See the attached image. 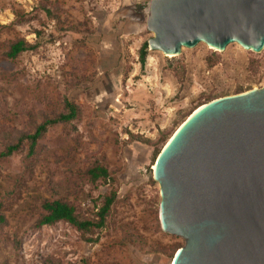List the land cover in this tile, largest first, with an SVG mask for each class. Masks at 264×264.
I'll use <instances>...</instances> for the list:
<instances>
[{"label":"rangeland","instance_id":"obj_1","mask_svg":"<svg viewBox=\"0 0 264 264\" xmlns=\"http://www.w3.org/2000/svg\"><path fill=\"white\" fill-rule=\"evenodd\" d=\"M148 2L0 0V151L18 142L0 158V264H169L183 244L159 227L156 152L206 99L262 86L264 45L146 47L140 65ZM17 40L25 49L10 58ZM64 101L75 116L47 125L28 153L26 136ZM94 165L107 177L92 181ZM112 193L101 227L36 225L53 199L95 222Z\"/></svg>","mask_w":264,"mask_h":264},{"label":"water","instance_id":"obj_2","mask_svg":"<svg viewBox=\"0 0 264 264\" xmlns=\"http://www.w3.org/2000/svg\"><path fill=\"white\" fill-rule=\"evenodd\" d=\"M145 26L166 55L197 42L258 52L264 0H149ZM151 171L159 227L183 239L169 264H264V84L197 105Z\"/></svg>","mask_w":264,"mask_h":264},{"label":"trees","instance_id":"obj_3","mask_svg":"<svg viewBox=\"0 0 264 264\" xmlns=\"http://www.w3.org/2000/svg\"><path fill=\"white\" fill-rule=\"evenodd\" d=\"M146 47H147L146 42H142V44L138 48L137 54H138V62L140 63V65H142L144 63V57L146 55ZM24 49H25V44H24L23 40H17V41H14L13 43H11L9 45V48H8L6 55L8 57L12 58L18 52H20ZM212 98H214V97H212ZM206 100H209V99H206ZM64 106L67 110L66 113H60V114L54 116L53 118L42 120L41 123H39L38 125L35 126L33 132L26 136L29 139L28 153L32 152L36 139L45 130L47 125H49L51 123H55V122H65V121L72 119L75 116L76 107L72 103L64 101ZM187 115H185V117ZM170 135L171 134H169V136ZM17 148H18V142L6 144L4 146V149L0 151V158L8 156L13 151H15ZM158 151L156 152V154L158 153ZM87 174L89 175V178L92 181H95L98 178L104 179L107 177L106 169L103 168L102 166H99V165H94L91 168H89L87 170ZM113 195L114 194L112 193L110 195L104 196V198L102 200V204L98 207V209L96 211L97 220L95 222L90 221V220H78L74 215L73 206L70 204H67V203H65L59 199L45 200V201L41 202V204H40V207L44 211V213L40 216L36 225L40 226V225H44V224H52L56 221L61 220V221L69 222L70 224H72L73 226H75L76 228L81 229V230H86L89 227H96V228L101 227L103 224V221H104V217H105V215L109 209V205L111 204V202L113 200ZM0 220H2L1 216H0Z\"/></svg>","mask_w":264,"mask_h":264},{"label":"bare ground","instance_id":"obj_4","mask_svg":"<svg viewBox=\"0 0 264 264\" xmlns=\"http://www.w3.org/2000/svg\"><path fill=\"white\" fill-rule=\"evenodd\" d=\"M166 55V54H165ZM167 56H170V55H167Z\"/></svg>","mask_w":264,"mask_h":264}]
</instances>
